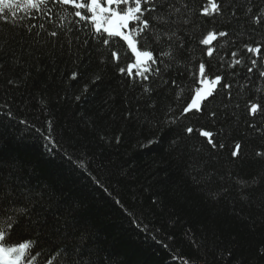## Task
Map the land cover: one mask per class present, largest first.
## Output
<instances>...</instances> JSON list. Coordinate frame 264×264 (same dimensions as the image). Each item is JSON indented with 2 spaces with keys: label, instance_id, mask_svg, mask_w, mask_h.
Wrapping results in <instances>:
<instances>
[{
  "label": "trees",
  "instance_id": "obj_1",
  "mask_svg": "<svg viewBox=\"0 0 264 264\" xmlns=\"http://www.w3.org/2000/svg\"><path fill=\"white\" fill-rule=\"evenodd\" d=\"M186 2L190 25L150 19L146 50L173 55L147 80L122 75L126 42L94 39L70 6L0 15V227L11 218L13 240L35 243L31 264H264V115L249 111L264 105V52L244 47L264 41L245 14L264 0H223L215 17ZM213 29L229 35L209 57L199 41ZM201 62L231 88L181 116Z\"/></svg>",
  "mask_w": 264,
  "mask_h": 264
},
{
  "label": "snow or ice",
  "instance_id": "obj_2",
  "mask_svg": "<svg viewBox=\"0 0 264 264\" xmlns=\"http://www.w3.org/2000/svg\"><path fill=\"white\" fill-rule=\"evenodd\" d=\"M165 4H167V11L160 12L159 10L163 9ZM177 4L180 6L177 7ZM50 5H63L65 8L70 6V14H73L74 18H79L75 23L84 24L93 32V38L100 40L104 45H108L110 40H114V38H120L123 42H126L128 49L135 55V62L127 64L126 67H118V71L130 78L143 80H147L150 74L159 75L161 69L157 63L158 59L162 62L165 56L171 57L173 55L172 51H168L160 53L159 57H156L152 50H146L148 36L154 32V27L149 23L150 19L162 24L171 23L187 26L193 23L189 18L191 9L188 8L186 0H0V15L4 17L3 22L8 23L7 16L15 17L17 15L15 9H20L24 12H28L30 9L39 11L41 8ZM49 11L51 12V7ZM223 11V0H208L207 6H202L199 14L204 17H215L222 15ZM146 13L148 14L147 16ZM153 13H156V15H152ZM245 14L250 15L255 24L264 23V8H257L255 12H253L252 8H249ZM29 19L34 20L36 17L30 16ZM36 26L32 24L27 27L31 31V28ZM40 27L43 28L44 26L41 24ZM51 35L55 36L57 33L52 32ZM228 35L227 32H217L213 29L208 31L199 43L209 46L213 41L219 42V38H225ZM163 36L167 37L169 42L174 39L179 41L178 48L183 49V41L176 35L175 31L170 34L164 32ZM160 39L161 35H155L156 41ZM244 47L248 53H253L257 58H260L262 52H264V41L246 44ZM111 55L117 60L119 59L116 52H112ZM207 55L209 57L214 55V49L210 46L207 48ZM231 55L237 57L238 53L234 51ZM257 58L251 59L253 67L257 66ZM242 63V59H235L231 66L235 67ZM248 72H252V68H248ZM76 75V73H73L74 79ZM198 75L196 86L191 90L194 95L182 109L181 116L193 112H201L203 110L202 103L209 98H215L219 89L231 88V85L223 82L225 78L221 75L209 76V72L203 62L198 66ZM259 75L264 77V71H260ZM98 79L99 77H96L93 82ZM249 111L252 115H256L258 112L264 115V105L252 103ZM7 114L11 116L10 110ZM211 115L215 116V113ZM171 123H175V120L171 121ZM186 132L188 134L198 133L208 138V143L213 148L217 147L218 142H214V134L210 131L187 127ZM48 138L51 141V136ZM219 147L223 148L224 145L220 143ZM240 150L241 145L239 143L235 144L231 155L233 157L239 156ZM257 155L264 156V153L258 152ZM30 211L31 209H28V211L21 209V212L25 215ZM13 224L14 221L8 218L4 221L5 226L0 227V264H31L33 260L32 252L36 245L29 240H13Z\"/></svg>",
  "mask_w": 264,
  "mask_h": 264
}]
</instances>
